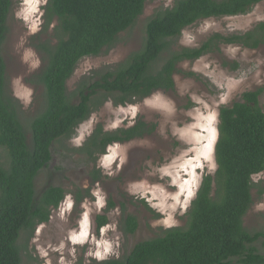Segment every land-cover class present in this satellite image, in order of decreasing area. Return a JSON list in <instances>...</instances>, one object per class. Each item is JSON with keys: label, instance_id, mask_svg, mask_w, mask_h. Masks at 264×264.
Returning a JSON list of instances; mask_svg holds the SVG:
<instances>
[{"label": "trees", "instance_id": "1", "mask_svg": "<svg viewBox=\"0 0 264 264\" xmlns=\"http://www.w3.org/2000/svg\"><path fill=\"white\" fill-rule=\"evenodd\" d=\"M147 1L46 0L33 43L42 66L27 80L41 89L40 103L34 116L22 122V107L8 92L1 56L12 0H0V148L7 154V165L0 163V264H21L23 256L36 260L34 249L19 240L27 236L28 243L36 226L49 222L66 191L48 186L37 193L35 180L50 162L52 148L56 144L65 148L63 144L76 136L92 113L107 102L124 107L157 92L174 91L180 64L219 53L221 46L264 47V22L242 33H213L195 47L178 44L186 28L209 19L246 15L264 0H174L171 7L158 9L146 20L138 50L96 74V79L81 78L68 92L67 82L79 61L111 50L120 34L135 26ZM45 35L49 37L43 39ZM222 66L237 69L236 63L227 61ZM263 93L264 87L243 92L218 109L217 168L202 178L183 227L162 229L156 237L136 244L128 255L122 252L117 258L91 264H264V254L255 246L264 240V231L244 226L253 190L259 198L264 195L263 182L252 179L264 173V110L259 102ZM155 130L156 125L140 119L114 131H105L99 124L77 151L95 163V155L104 154L108 145L143 139ZM91 176L93 183L102 179L95 167ZM74 193L75 206L90 198L89 190ZM112 208L109 202L106 211ZM121 213L119 231L124 237L133 235L138 228L136 217L126 214L123 206ZM95 224L105 226L107 217L96 216Z\"/></svg>", "mask_w": 264, "mask_h": 264}, {"label": "rangeland", "instance_id": "2", "mask_svg": "<svg viewBox=\"0 0 264 264\" xmlns=\"http://www.w3.org/2000/svg\"><path fill=\"white\" fill-rule=\"evenodd\" d=\"M173 1L148 0L135 26L121 33L111 50L79 61L67 82L68 92L74 91L81 78L96 79V74L138 50L146 20L158 9L171 7ZM45 2L12 0L1 46L8 92L22 107V122L34 116L40 103L41 89L30 86L27 80L42 66L33 43L42 26L41 8ZM259 22H264V2L246 15L209 19L190 26L182 32L178 44L195 47L213 33H242ZM223 61L230 65L236 63L237 69L223 67ZM178 69L174 75V91L157 92L124 107H113L107 102L78 127L75 138L63 144L65 148L61 144L52 148V161L40 171L35 189L38 193L48 186L61 187L67 194L51 212L49 222L36 226L28 243L27 236L20 238L19 244L34 249L36 257L34 262L23 256L21 264L98 263L111 259L114 254L128 255L136 244L156 237L162 229L185 225L184 215L202 178L213 175L217 168L214 146L218 109L229 106L243 92L264 87V47L248 50L221 46L219 53L182 63ZM184 73H193L196 77L190 78ZM259 102L264 110V93ZM138 119L156 125L155 132L143 139L109 147L106 156L99 157L96 164L102 171V179L91 186L88 181L91 164L69 152L70 147L81 144L96 125L100 124L105 131H114L132 126ZM0 163L7 165L3 148H0ZM252 179L262 181L264 186V173ZM86 189L92 199L75 206L72 192ZM257 192L253 190V205L244 217V226L249 231H264V195L259 198ZM109 202L114 208L106 213L103 209ZM122 206L138 223L136 232L127 237L118 228ZM96 216L107 217L102 230L96 227ZM70 235L72 240L68 242ZM255 246L264 254V240Z\"/></svg>", "mask_w": 264, "mask_h": 264}, {"label": "flooded vegetation", "instance_id": "3", "mask_svg": "<svg viewBox=\"0 0 264 264\" xmlns=\"http://www.w3.org/2000/svg\"><path fill=\"white\" fill-rule=\"evenodd\" d=\"M78 102V101H77ZM76 102V103H77ZM106 104V103H105ZM101 109V108H100ZM97 112V111H96ZM96 112H94V113H96ZM94 113H92L91 115H93ZM91 117V116H90ZM89 117V118H90ZM97 126V125H96ZM96 126L93 128V130H92V132L94 131V129L96 128ZM92 132L89 134V135H87L86 137H85V139H83V141H82V143L81 144H79L77 147H70L71 149H69V152H71L72 154H74V155H79L80 157H82L85 161L87 160V162L88 163H90L91 164V170L88 172V181H89V183L91 184V186L92 185H94V184H96V183H99L100 182V180H98V181H96L95 183H93V180H92V176H91V172L94 170V167L96 168V169H98V170H100L98 167H97V161H98V158L99 157H104V156H106V151H107V149L109 148V147H111L112 145H121L120 143H112V144H110V145H108L107 147H106V150H105V153L104 154H96L95 155V158H96V161H95V163H93L92 161H91V159L90 158H88L87 157V155L86 154H84V153H80L79 151H77V149H80V148H83V146H84V144L89 140V138L91 137V135H92ZM75 138V137H74ZM74 138H72L70 141H68V143H70ZM138 140V139H137ZM125 144V143H124ZM68 151V150H67ZM52 161V151H51V160H50V162ZM49 162V163H50ZM48 163V164H49ZM94 164V165H93ZM101 172L102 171H100V174H101ZM65 190V189H64ZM86 190H88V189H86ZM77 191V190H76ZM82 191H84V190H82ZM73 194H74V204H75V193L74 192H72ZM66 194H67V192H66ZM89 194H90V191H89ZM90 198H91V196H90ZM86 199H88V198H86ZM86 199H84V201L86 200ZM92 199V198H91ZM107 207H108V205H107ZM107 207L106 208H104L103 210H104V212H106V213H108L106 210H107ZM102 208V207H101ZM104 227V226H103ZM103 227H101V228H97V229H101L102 230V228ZM72 240V239H71ZM75 242V241H74ZM116 254H114V256H112V258H117V257H119L118 255L116 256ZM111 257V256H110ZM109 257V258H110ZM107 260V259H106Z\"/></svg>", "mask_w": 264, "mask_h": 264}, {"label": "clouds", "instance_id": "4", "mask_svg": "<svg viewBox=\"0 0 264 264\" xmlns=\"http://www.w3.org/2000/svg\"><path fill=\"white\" fill-rule=\"evenodd\" d=\"M86 121H87V120H86ZM86 121H85V122H86ZM83 123H84V122H83ZM83 123H82V124H83ZM71 239H72V236L70 235V237L68 238V242H69V240H71Z\"/></svg>", "mask_w": 264, "mask_h": 264}, {"label": "bare ground", "instance_id": "5", "mask_svg": "<svg viewBox=\"0 0 264 264\" xmlns=\"http://www.w3.org/2000/svg\"><path fill=\"white\" fill-rule=\"evenodd\" d=\"M84 232V231H83Z\"/></svg>", "mask_w": 264, "mask_h": 264}]
</instances>
